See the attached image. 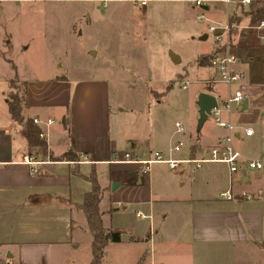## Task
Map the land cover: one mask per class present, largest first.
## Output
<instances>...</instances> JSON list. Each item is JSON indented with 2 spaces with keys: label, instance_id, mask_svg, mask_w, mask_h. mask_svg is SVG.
I'll return each instance as SVG.
<instances>
[{
  "label": "crops",
  "instance_id": "obj_1",
  "mask_svg": "<svg viewBox=\"0 0 264 264\" xmlns=\"http://www.w3.org/2000/svg\"><path fill=\"white\" fill-rule=\"evenodd\" d=\"M165 1L198 10L195 18L204 12L218 28L230 26L232 52L237 57L235 70L243 78L231 88L219 82L215 71V75L200 81L204 86L201 94L213 96L220 105L236 92L242 93L244 101H248L247 108H243V103L232 107L233 112L232 109L222 112V119L239 127L233 136L237 151L248 159H264V76L256 78L251 72L253 58L250 59L251 53L244 46L249 41L252 52L258 46L264 47V28L260 27L264 15L252 11L257 0H250L248 5L241 4L246 0H228V3L204 0L202 10L187 4L188 0ZM231 19L235 21L232 25ZM206 33H209L207 27L199 30L203 42L208 39ZM216 52L214 41L208 51L209 62ZM171 62L178 64L181 60L171 54ZM185 82L188 81L181 83V89ZM23 83L27 104L24 118L53 122L47 127L43 123L39 126L46 135V147L53 160L32 155L41 162L39 166L23 162L24 157L31 156L30 150L23 126L9 114L5 96L12 89L6 84L0 95V250L4 264H52L51 253L59 252L61 247L73 251L62 254L64 261L72 257L75 264L91 262V233L80 206L91 190L86 177L92 172L101 190L98 209L102 225L121 234L120 242L106 244L103 264H107L109 251L113 249L122 264H258L264 260V198L246 200L243 197L244 193L264 191V171L252 172L240 166L231 177L224 163L199 167L193 163L180 164L171 170L163 163L150 167L120 162L125 154L140 162L151 159L154 153L173 160L206 157L228 133L217 128L210 118L209 123L206 120L200 131L197 130L198 99L193 102L196 109L191 108L188 126L183 127L176 121L182 125L183 132L176 130L175 123V131L168 141L163 143V137H159V143L158 137L149 132L143 108L132 111L131 116L123 108L112 113L111 86L105 78L70 83L64 77L55 76ZM125 87L135 85L128 82ZM216 96L222 98L221 102ZM245 129L254 130L253 136L247 137ZM176 134L180 136L173 143ZM70 136L79 156L76 163L61 159L69 151ZM178 143L183 147L172 152ZM100 176H107L109 181L102 184ZM116 183L119 186L112 192L111 187ZM227 189L234 194L231 201L220 198ZM156 220L162 225L157 227ZM167 220H172V224H167ZM182 234L185 235L179 236ZM180 237L184 239L183 244L172 241ZM81 238L85 240L84 253L86 256L88 253L82 261L78 257V251L82 253ZM194 245L227 248L233 254L160 262L157 259L158 253L175 248L190 250ZM130 250L135 255L128 260ZM240 250L243 254L237 257ZM72 260H67V264Z\"/></svg>",
  "mask_w": 264,
  "mask_h": 264
},
{
  "label": "rangeland",
  "instance_id": "obj_2",
  "mask_svg": "<svg viewBox=\"0 0 264 264\" xmlns=\"http://www.w3.org/2000/svg\"><path fill=\"white\" fill-rule=\"evenodd\" d=\"M142 1L145 4L141 5ZM197 12L183 3L165 0H0V95L1 88L15 78L19 83L55 76L70 83L105 78L111 86L112 113L123 108L131 116L143 108L150 134L158 137L156 142L163 137L166 143L176 121L188 126L191 108L196 109L193 102L204 89L200 81L216 71L208 60L214 37L206 33L208 39L200 40L199 30L204 31L207 25L196 20ZM251 45L244 42L253 58L249 69L256 78L264 76V47L252 52ZM171 54L181 62L173 64ZM184 81L190 84L186 90L181 89ZM128 82L135 87L126 88ZM216 98L221 102L222 98ZM175 136L173 143L180 134ZM100 179L102 184L109 181L107 176ZM155 223L157 227L161 224ZM166 223L172 224V220ZM183 240L172 241L183 244ZM81 241L80 261L88 256L85 240ZM58 250L51 253L52 264L73 259L64 261L62 256L71 254V249ZM231 253L227 248L194 245L190 250L158 253L157 259L213 258ZM133 254L130 250L128 260ZM241 254L242 250L236 253L237 257ZM108 255L107 264L121 263L114 249ZM70 264H75L74 259Z\"/></svg>",
  "mask_w": 264,
  "mask_h": 264
},
{
  "label": "built area",
  "instance_id": "obj_3",
  "mask_svg": "<svg viewBox=\"0 0 264 264\" xmlns=\"http://www.w3.org/2000/svg\"><path fill=\"white\" fill-rule=\"evenodd\" d=\"M206 1L200 0H188L187 4L193 5L194 7L202 10V6ZM222 2L228 3V0H223ZM250 0L243 1L241 4L248 5ZM141 5L145 4V1L140 3ZM196 20L202 24L207 25V31L210 34H213L215 44L217 45L218 52L214 54L212 59L210 60V64L213 68L216 69L218 74V79L220 83H224L227 86H231L236 82L242 80L243 74L235 70V64L237 63V57L232 52V46L230 41V26L225 25L221 27L214 26L206 17L204 12H201ZM261 28H264V23H261ZM189 86L188 82H185L182 86V89H186ZM244 96L241 92H236V94L229 96L224 102L220 105H217V108L211 110L210 118L212 119L214 125L219 129H225L228 133L227 136L222 138V141L217 144L216 147L211 148L206 157L197 158L190 160L189 158L177 159L173 160L170 158H165L162 154L154 153L152 158L146 160V162H140L139 160L131 158V155L125 154L123 160L120 162L127 164H142V165H151V164H166L171 170H176L180 164H195L196 166H200L202 164L207 163H221L226 164L228 166L229 175L231 177L238 171L240 166H244L249 171H264V159H248L244 157L239 151H237L233 144V136L238 130V126H234L231 122L225 121L222 119V112H229L232 107L240 106L244 101ZM35 126H40L43 122L39 119L33 120ZM46 127L53 124L52 121H48L43 123ZM176 130L178 132H183L182 125L180 123H176ZM245 135L247 137H251L254 134V130L245 129ZM40 138L45 140L46 135L41 132ZM264 138V133H263ZM182 143H178L176 147L172 149V152L176 153L180 151L182 148ZM23 162L26 165L37 167L39 166L40 161L38 162L32 156H27L23 158ZM35 172V170H34ZM243 197L246 200H261L264 198V191L259 190L257 193L250 194L244 193ZM220 198L226 201L233 200L234 194L232 190L227 189L223 194L220 195ZM140 218L141 214H137ZM0 264L3 263V258H1V250H0Z\"/></svg>",
  "mask_w": 264,
  "mask_h": 264
},
{
  "label": "trees",
  "instance_id": "obj_4",
  "mask_svg": "<svg viewBox=\"0 0 264 264\" xmlns=\"http://www.w3.org/2000/svg\"><path fill=\"white\" fill-rule=\"evenodd\" d=\"M252 11L261 12L264 15V0H257L253 4ZM234 20H230V24H234ZM12 93L6 97V105L8 106L9 114L11 119L14 120L19 125L23 126V134L26 136L28 148L30 150V155L41 156V159L49 158L52 159L51 155L48 153L45 140L40 138L41 129L35 126L33 120L26 119L23 116V110L26 107L25 100V89L24 83H20L15 78L9 83ZM71 143L69 146V151L65 153L61 159L67 162H77L79 161V156L75 153L73 148V139L70 136ZM35 153V154H33ZM36 159V157H35ZM91 183V190L86 193L83 204L80 209L86 218V223L89 226L91 233V262L89 264H103L106 257L105 247L108 242L117 244L121 241L120 232L110 231L104 228L101 221V214L98 209L99 203L101 201V190L98 185V181L95 177V173L92 172L88 177H86Z\"/></svg>",
  "mask_w": 264,
  "mask_h": 264
},
{
  "label": "water",
  "instance_id": "obj_5",
  "mask_svg": "<svg viewBox=\"0 0 264 264\" xmlns=\"http://www.w3.org/2000/svg\"><path fill=\"white\" fill-rule=\"evenodd\" d=\"M173 63L175 62V60H173ZM197 106H198V114H199V118L197 121V130L200 131V129L202 128L203 124L206 122V120L208 119V117L211 115L210 112L211 110L217 108V101L216 99L209 95V94H200L197 97ZM247 103L248 101L245 100L243 102V108H247ZM119 186L118 183L113 184L111 187V191L114 192L116 190V188Z\"/></svg>",
  "mask_w": 264,
  "mask_h": 264
}]
</instances>
